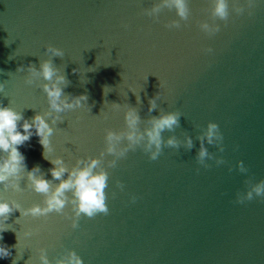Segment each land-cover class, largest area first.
Masks as SVG:
<instances>
[{"label": "water", "instance_id": "water-1", "mask_svg": "<svg viewBox=\"0 0 264 264\" xmlns=\"http://www.w3.org/2000/svg\"><path fill=\"white\" fill-rule=\"evenodd\" d=\"M156 2L0 0V106L29 120L48 110L45 94L26 85L27 72L17 68H39L40 60L49 58V44L64 52L52 58L70 82L63 92L88 96L90 110L61 114L49 138V159L59 156L70 168L77 159L98 156L104 130L124 128L126 103L139 108L142 121L161 109L180 111L179 127L162 136L182 140L187 133L194 144L191 150L163 148L155 161L137 149L116 168L105 165L109 214L81 216L77 229L56 213L33 218L14 211L5 222L8 230L0 233V245H15L16 236L19 242L0 264H39L40 249L52 264L68 250L82 264H264V201L234 202L236 192L245 190V179H264V0H256L251 15L239 16L228 0L230 18L216 21L220 31L212 37L198 27L201 21L211 23L210 0H188L189 19L171 30L164 25L178 19L174 10L164 9L158 20L143 15ZM206 47L213 51L204 53ZM130 90L140 96V105ZM158 91L157 108L149 113L148 100ZM210 121L219 126L224 151L205 146L226 163L206 161L212 167L204 169L194 159L199 149L195 125L203 128ZM19 151L26 171L39 165L46 180L59 183L48 172L54 165L43 158L38 137L33 135ZM237 161L247 173L237 171ZM26 183V177L19 181L21 192L0 186V201L15 200L21 208L42 205L43 196L25 189ZM131 196L137 197L134 203ZM65 211L71 215L70 206Z\"/></svg>", "mask_w": 264, "mask_h": 264}, {"label": "clouds", "instance_id": "clouds-1", "mask_svg": "<svg viewBox=\"0 0 264 264\" xmlns=\"http://www.w3.org/2000/svg\"><path fill=\"white\" fill-rule=\"evenodd\" d=\"M255 7L256 0H243V3L240 0H232L231 12L239 16L247 11L248 15H251L252 9ZM164 9L174 10L178 17L164 25L170 30L180 29L181 21H187L191 15L188 0H158L150 8L142 11L143 15L158 20L159 14ZM206 11L209 13L211 23L201 21L198 23V27L206 36L212 37L220 31V25L216 21L226 23L230 18L229 2L228 0H210V7ZM122 26L128 27L126 24ZM202 51L211 53L213 50L206 47ZM45 53L49 58L40 60L39 68L29 64L26 69L18 67L17 72L26 71L24 83L35 85L42 90L46 97L48 110L43 114H35L29 120L25 119L21 112L14 111L10 107L0 106V186L5 191L21 192L24 189L19 186V181L26 177L27 183L24 188L41 194L43 201L42 205L34 204L28 208H21L15 200L0 201V224L5 225L0 229V233L8 230L5 222L14 211H19L21 216L33 218H46L50 213H56L69 220L72 229H77L81 216L91 219L98 214H109L108 195L105 191L108 188L109 174L105 170V165L107 168H116L119 160L126 158L129 151L134 152L137 149L145 153L149 160L155 161L162 155L163 148L191 150L194 147L193 139L187 133H182V140L176 135H169L166 139L162 136V133L175 132L179 127V118L183 115L180 111L165 112L161 109L159 115L149 116L142 121L139 116V108L126 103L123 105L124 128L119 131L108 128L104 130V148L98 156L77 159L70 168L59 156L49 159L46 155L52 151L49 138L53 134L57 121L63 120L61 114L86 106L89 108V105L87 104V95H71L63 92L70 82L63 72L52 63L53 57H64L63 50L49 44L45 45ZM72 71L77 73L78 69ZM131 92L136 95L137 105H140V96L134 91ZM160 98V91L149 98V113L157 108V100ZM112 106L119 109L121 104L112 103ZM46 120L50 121L52 126ZM141 124L144 126L141 127ZM195 127L199 129V133L195 137L199 142V149L194 157L197 165L209 169L212 165L206 161H214L217 166L225 164L226 161L223 157L215 156L205 146L206 144L214 146L221 153L224 151L223 135L218 124L210 121L203 128L200 125H195ZM33 135L38 137V143L43 148V158L54 165L48 169V172L54 180L59 181L56 185L44 178L39 165L34 166L30 171L25 170V157L19 151V147L30 141ZM106 155L111 156L112 159L105 161ZM236 169L242 174L248 172L242 161L236 162ZM228 170L232 171L231 166ZM196 171L199 172V168ZM65 175H67L66 179L63 178ZM115 184L118 189L123 190L124 185L119 180L115 181ZM244 185L243 192H236L235 203L244 204L254 199L264 201V179L253 182L248 178L244 180ZM112 196L114 198L115 193H112ZM136 199V196L130 197V201L133 203ZM69 206L71 215L65 211V208ZM32 234L31 232L24 233L25 236ZM16 239L15 245H0V259H7L11 255L10 247L16 248L19 242L17 236ZM0 240H2V236H0ZM38 261L39 264H52L44 249L39 250ZM12 264H16L15 260ZM54 264H82V260L75 251L68 250L66 254L55 259Z\"/></svg>", "mask_w": 264, "mask_h": 264}]
</instances>
